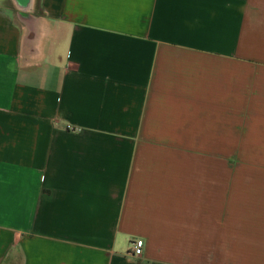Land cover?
I'll use <instances>...</instances> for the list:
<instances>
[{
    "label": "crops",
    "instance_id": "crops-1",
    "mask_svg": "<svg viewBox=\"0 0 264 264\" xmlns=\"http://www.w3.org/2000/svg\"><path fill=\"white\" fill-rule=\"evenodd\" d=\"M8 1L0 264H264V0Z\"/></svg>",
    "mask_w": 264,
    "mask_h": 264
},
{
    "label": "rangeland",
    "instance_id": "rangeland-1",
    "mask_svg": "<svg viewBox=\"0 0 264 264\" xmlns=\"http://www.w3.org/2000/svg\"><path fill=\"white\" fill-rule=\"evenodd\" d=\"M4 2L6 3V5L9 7V9H11L8 0H4ZM33 12L34 13H39V5H38V0H34V4H33ZM215 166L214 165H207L206 166V171L207 172H213L214 171ZM229 166L228 165H222L221 166V171L223 172H228Z\"/></svg>",
    "mask_w": 264,
    "mask_h": 264
},
{
    "label": "built area",
    "instance_id": "built-area-1",
    "mask_svg": "<svg viewBox=\"0 0 264 264\" xmlns=\"http://www.w3.org/2000/svg\"><path fill=\"white\" fill-rule=\"evenodd\" d=\"M142 242L141 240H134L131 242V254L134 257H138L141 254Z\"/></svg>",
    "mask_w": 264,
    "mask_h": 264
},
{
    "label": "water",
    "instance_id": "water-1",
    "mask_svg": "<svg viewBox=\"0 0 264 264\" xmlns=\"http://www.w3.org/2000/svg\"><path fill=\"white\" fill-rule=\"evenodd\" d=\"M19 7H25L30 0H13Z\"/></svg>",
    "mask_w": 264,
    "mask_h": 264
},
{
    "label": "bare ground",
    "instance_id": "bare-ground-1",
    "mask_svg": "<svg viewBox=\"0 0 264 264\" xmlns=\"http://www.w3.org/2000/svg\"><path fill=\"white\" fill-rule=\"evenodd\" d=\"M28 4H29V2H28ZM28 4H27V6H28Z\"/></svg>",
    "mask_w": 264,
    "mask_h": 264
}]
</instances>
